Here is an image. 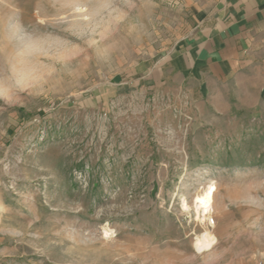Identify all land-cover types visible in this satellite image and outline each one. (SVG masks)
<instances>
[{
    "label": "rangeland",
    "instance_id": "rangeland-1",
    "mask_svg": "<svg viewBox=\"0 0 264 264\" xmlns=\"http://www.w3.org/2000/svg\"><path fill=\"white\" fill-rule=\"evenodd\" d=\"M216 1L0 0V264H264V90L135 73Z\"/></svg>",
    "mask_w": 264,
    "mask_h": 264
},
{
    "label": "crops",
    "instance_id": "crops-1",
    "mask_svg": "<svg viewBox=\"0 0 264 264\" xmlns=\"http://www.w3.org/2000/svg\"><path fill=\"white\" fill-rule=\"evenodd\" d=\"M143 69L135 73L152 87L178 79L198 98H215L240 75L264 90V0H217L168 62Z\"/></svg>",
    "mask_w": 264,
    "mask_h": 264
},
{
    "label": "bare ground",
    "instance_id": "bare-ground-1",
    "mask_svg": "<svg viewBox=\"0 0 264 264\" xmlns=\"http://www.w3.org/2000/svg\"><path fill=\"white\" fill-rule=\"evenodd\" d=\"M212 204H213V196L211 193H208L197 206V209L202 213L201 217H203L205 220L212 213ZM205 222L206 221H203V223ZM210 225L214 226L215 222L214 221L213 223L210 222ZM197 241L200 248H210L212 244L211 234L204 233L203 235L198 237Z\"/></svg>",
    "mask_w": 264,
    "mask_h": 264
}]
</instances>
